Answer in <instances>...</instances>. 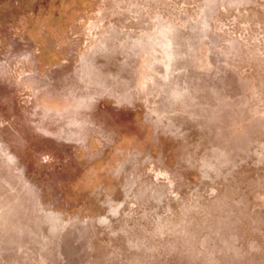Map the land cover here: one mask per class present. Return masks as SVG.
Wrapping results in <instances>:
<instances>
[{
	"label": "rangeland",
	"instance_id": "obj_1",
	"mask_svg": "<svg viewBox=\"0 0 264 264\" xmlns=\"http://www.w3.org/2000/svg\"><path fill=\"white\" fill-rule=\"evenodd\" d=\"M0 264H264V0H0Z\"/></svg>",
	"mask_w": 264,
	"mask_h": 264
}]
</instances>
